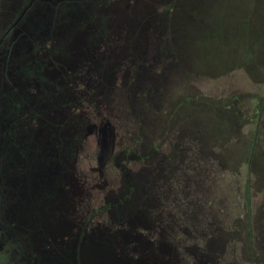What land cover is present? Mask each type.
Instances as JSON below:
<instances>
[{
    "label": "rangeland",
    "instance_id": "obj_1",
    "mask_svg": "<svg viewBox=\"0 0 264 264\" xmlns=\"http://www.w3.org/2000/svg\"><path fill=\"white\" fill-rule=\"evenodd\" d=\"M31 1L0 0V41ZM57 1H36L15 30L35 27L31 44L0 46L13 65L0 66V213L20 246L4 248L9 263L264 264V0ZM171 3L169 39L149 26ZM145 39L183 58L153 66L178 74L145 80L139 116L121 75ZM83 63L98 74L86 89Z\"/></svg>",
    "mask_w": 264,
    "mask_h": 264
},
{
    "label": "trees",
    "instance_id": "obj_2",
    "mask_svg": "<svg viewBox=\"0 0 264 264\" xmlns=\"http://www.w3.org/2000/svg\"><path fill=\"white\" fill-rule=\"evenodd\" d=\"M213 1H214V6L215 5H217V1L216 0H209V2L210 3H213ZM64 2H66V0H58L55 4H53L54 5V7H57L58 9H59V7L64 3ZM202 2H204V5H200V6H203L202 8H205L206 9V7H205V5H207V6H210L211 8H212V6L213 5H209V3H207L205 0H202ZM207 4H206V3ZM48 2H46V3H43L44 5L45 4H47ZM50 3H51V1H50ZM42 4V3H41ZM199 5H197V6H195V5H193L192 7L190 6V8L188 9V10H186L187 11V16L188 15H190L191 13H196L199 9H201V8H199L200 7ZM34 7V6H33ZM33 7H31V9L30 10H32L33 9ZM175 7H176V4H174V3H171L170 4V6H169V9H165L164 11V13L162 14V16H161V18H160V20H159V23H160V25L158 24L157 25V27L158 28H156V27H154V26H149V27H151V28H155V30H153L152 31V33H156V34H160L161 36L163 35V36H167V37H169V39H171L172 37H170V36H173L174 35V29H176L175 28V24L173 23V18L175 17L174 16V11H175ZM29 10V11H30ZM29 11H28V14H29ZM257 11V10H256ZM256 11L253 9L252 10V13H250L249 14V17H253V16H255V14H256ZM223 12V11H222ZM255 12V13H254ZM224 15V14H223ZM225 17V16H224ZM222 20V19H221ZM22 23H23V21L20 23V25H19V27L18 28H16V29H20L21 27V25H22ZM217 23L219 24V20H217ZM174 28H173V27ZM188 26H189V23H188ZM188 26L186 27V30H185V32H189V30H188ZM246 26V25H245ZM56 25H55V29H56ZM15 29V30H16ZM40 29V28H39ZM147 29V28H146ZM32 31H35V27H33V30ZM150 32V31H149ZM166 34H168V35H166ZM197 43H199V42H197ZM162 50V51H161ZM159 51H161V53H159ZM176 51V50H175ZM185 51V50H184ZM193 51H195V50H193ZM157 52H158V54L160 55H158L157 54ZM192 52V51H191ZM135 53H136V50H135ZM134 53V54H135ZM175 53L176 52H174L173 51V44L170 42V41H168L167 42V44L165 45V47H162V46H160V44L158 43V42H152V43H150L149 42V39H145V42H144V45H143V47H142V53H140V54H137V56L138 57H136L135 59H136V61H135V63L136 64H134L133 65V70L132 71H130L129 69H128V67L129 66H127V65H125V64H123V66H124V74L123 75H121V77H122V79H123V86H121L122 87V94H123V96H124V98H125V101H126V103H127V105L129 106L130 105V108H132L134 111H138V110H140V106L138 105H136V104H134L133 103V99L132 98H135V97H138V98H140V97H145V98H147L146 100H147V102H148V98L150 99V97L153 95V92H152V90L150 89V88H148L147 89V91H146V89H145V87H144V85L143 84H145V80H147V79H151V78H153V77H158V78H161L162 79V81L164 82V81H166V82H168V81H170V79H172L175 75H177L178 73H172L173 72V69H170V70H167L168 69V65L167 66H165V68L163 69H160L159 71L158 70H156V68H153V66L156 64V63H158L159 62V60H161L163 63L164 62H166V60H168L169 58H173V57H175L176 55H175ZM193 54V53H192ZM185 55H186V53H185ZM188 56H190V55H188ZM193 56H194V58L197 60V59H200L201 57H200V52L198 51L197 53H195V54H193ZM176 57H178L179 59H182L183 57H179V56H176ZM200 57V58H199ZM188 58V57H187ZM196 60H194V62L195 63H197L196 62ZM201 60V59H200ZM127 62H128V60H126ZM134 61H132L131 60V63L133 64L134 63ZM124 63V62H123ZM187 63H189V62H187ZM190 67H192V66H190ZM196 67V66H195ZM78 70H79V73H80V76H81V79H82V83L80 84V86H81V88L82 89H86L87 87H89V85H90V77H97L98 76V74L96 75L95 73L94 74H92V75H88V73H90L91 71H89L90 70V68L89 67H87V66H85V64L83 63L82 64V67H79V68H77ZM128 69V70H127ZM193 69V68H192ZM187 71L188 70H190V68L189 69H186ZM130 71V72H129ZM186 72V71H185ZM77 75H78V73H77ZM129 78V79H128ZM93 80V79H92ZM127 80V81H126ZM130 80H131V82H133L134 84H136V86H138L135 90H133V91H129L128 90V88H129V86L131 85V83H130ZM152 80V79H151ZM126 82V83H125ZM127 83H128V85H127ZM130 83V84H129ZM92 88V87H91ZM125 90V92H123ZM92 91L94 92L95 90H93L92 89ZM129 91V92H128ZM140 91V92H139ZM165 93H166V95H167V90L165 91ZM101 94V93H100ZM106 94V93H105ZM164 94V93H163ZM90 94L88 93V96H89ZM107 95H108V93H107ZM165 95V94H164ZM102 95H97L96 96V101L99 99V97H101ZM103 98V97H102ZM105 98V97H104ZM132 99V100H131ZM87 100V99H86ZM86 100H85V103H86ZM88 101V100H87ZM145 101V100H144ZM146 102V103H147ZM131 103H132V105H131ZM144 103V102H143ZM88 104H89V101H88ZM129 108V109H130ZM152 108H153V106H152ZM131 110V109H130ZM130 115H131V113H130ZM133 115V114H132ZM105 125H108V126H110V127H112V129L114 128V129H116V131H117V126H116V122L114 123L113 121H110V120H108V121H106V123H104ZM109 143H107V145H108ZM105 149L107 150V146H105ZM105 150V151H106ZM104 151V152H105ZM262 249V248H261Z\"/></svg>",
    "mask_w": 264,
    "mask_h": 264
},
{
    "label": "flooded vegetation",
    "instance_id": "obj_3",
    "mask_svg": "<svg viewBox=\"0 0 264 264\" xmlns=\"http://www.w3.org/2000/svg\"><path fill=\"white\" fill-rule=\"evenodd\" d=\"M36 1H38V0H32L31 1V3L23 10L22 14L17 19V21L13 24L12 28L10 30L6 31L5 34H4V37H2V39L0 41V46H8V54L9 55H12L11 54L12 53V50L15 48V46H17L19 44V41L21 39L30 38V40H29L28 43L29 44L32 43L31 40L34 39V31L32 33L31 31L26 30V27L23 28V30H18V31H15V29L19 27V25H20V23L22 21L24 22V20L26 19L27 14H28V11L31 9V7H33L35 5ZM25 10H26V12H25ZM24 12H25V14L23 15ZM33 25H34V22H33ZM0 66L3 68V70H5L6 67L9 68V69L13 67L12 61H10V60H8L6 62H1L0 61ZM77 81H80V78H77ZM130 83H131V80H130ZM127 85H128V83H127ZM33 88H34V84H33ZM35 89H36V86H35ZM7 95L8 94L6 93V91L5 92H2V96H0V105L3 106V102H6L7 101L6 100ZM157 102H158V99H157ZM144 104H146V103H143L142 105H144ZM159 105H162V103H160ZM140 110H141V108H140ZM142 113H143L142 111L141 112H137V115L141 116ZM4 116H5V112L3 111V108H2V110H1V118H2V120L4 119ZM104 123L102 121L101 122V125L104 124ZM198 124H200V123H198ZM114 130H115L114 131L115 137H117L118 132L116 131V129H114ZM154 130H155V132L157 131V129H153L151 135L154 133ZM160 131H165V130H160ZM168 131L175 132V131H173V128L169 129ZM175 133L178 134V135H180V136H183L182 134H185L184 131L183 132L182 131H177ZM145 134H146V132L143 131V138H146V135ZM189 139L191 141H194V143H196L195 145L198 146V147L200 145H204L205 144V142H202V141L198 140L197 138L196 139L195 138H193V139L189 138ZM143 145L146 146V144H144V142L141 144V146H143ZM170 158L171 157H169V160H170ZM169 160H165V162L167 163V162H169ZM170 165L173 167L172 162L170 163ZM158 166L161 168L162 172H165L164 171L165 168H163V166H166L164 164V160H162V163L158 164ZM2 209L4 210L5 208H2ZM122 210H123V208H122ZM5 211L6 210H4V212ZM3 218H4V216L2 215V213H0V264H10L8 258L5 257V254H4L5 249L4 248L12 249L13 251H15V250H18V249L20 250V246H19L18 239L16 238V236H14V234L13 235H10V230H7L6 232H3V227H4ZM8 239L11 240V245H10ZM5 241H7V243H5Z\"/></svg>",
    "mask_w": 264,
    "mask_h": 264
},
{
    "label": "water",
    "instance_id": "obj_4",
    "mask_svg": "<svg viewBox=\"0 0 264 264\" xmlns=\"http://www.w3.org/2000/svg\"><path fill=\"white\" fill-rule=\"evenodd\" d=\"M25 12H26V10H25ZM25 12L23 13V15L25 14Z\"/></svg>",
    "mask_w": 264,
    "mask_h": 264
}]
</instances>
